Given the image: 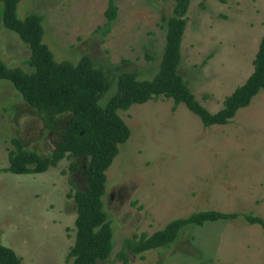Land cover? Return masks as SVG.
Returning <instances> with one entry per match:
<instances>
[{"label": "rangeland", "instance_id": "1", "mask_svg": "<svg viewBox=\"0 0 264 264\" xmlns=\"http://www.w3.org/2000/svg\"><path fill=\"white\" fill-rule=\"evenodd\" d=\"M116 16L106 28L109 0H19L16 16L41 17L42 40L57 61L87 55L109 76L136 71L152 78L165 45L175 0H112ZM0 58L28 69L27 45L2 22ZM180 43L178 73L195 98L215 112L253 70L264 35V0H191ZM105 30V31H104ZM115 83L101 98H110ZM130 136L105 170L103 208L113 248L98 264H264V89L224 124L205 127L183 103L162 95L119 110ZM64 118L59 122H64ZM59 129V128H58ZM52 150L58 135L0 79V243L23 264H69L75 204L69 192L87 183L84 157L65 156L40 173L6 170L11 137ZM78 163L71 171L69 165ZM238 212L230 220L184 226L168 246L133 254L125 239L151 234L172 219L201 210Z\"/></svg>", "mask_w": 264, "mask_h": 264}, {"label": "trees", "instance_id": "2", "mask_svg": "<svg viewBox=\"0 0 264 264\" xmlns=\"http://www.w3.org/2000/svg\"><path fill=\"white\" fill-rule=\"evenodd\" d=\"M0 1L3 4L4 26L16 32L29 50L27 70L18 66L9 67L0 58V79L7 80L31 110L58 135L54 148L42 153L28 147L18 135L13 134L6 170L17 174L40 173L65 156L86 159V186L68 193L76 212L75 237L68 260L69 264H98L108 259L113 248L111 224L102 201L105 170L118 153L119 144L130 136V129L119 110H127L132 104L144 103L162 95L173 100V107L183 103L198 115L205 127L227 123L238 109L247 106L252 97L264 89V35L258 43L250 75L225 97L220 109L211 112L195 98L188 83L178 73L180 43L186 25L185 12L191 0H175V15L166 21L165 45L158 71L147 79L139 78L136 71L109 76L87 55L81 56L77 62L55 60L51 49L42 40L40 15L32 13L20 19L16 16L19 0ZM105 16L104 25L108 28L116 16L112 0H109ZM114 83L113 94L105 104H101V98ZM63 118L64 122H59ZM78 166L77 162L69 165L71 171ZM238 216V212L213 209L192 212L186 217L172 219L151 234H134L125 239L121 255L127 260L125 248L139 254L168 246L186 225L201 226L206 222L230 220ZM243 218L251 224H260L264 229L261 217L244 214ZM0 264L23 263L11 247L0 243Z\"/></svg>", "mask_w": 264, "mask_h": 264}]
</instances>
